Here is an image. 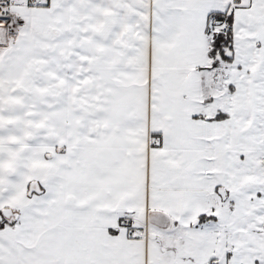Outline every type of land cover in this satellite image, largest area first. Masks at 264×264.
<instances>
[{"label":"snow or ice","instance_id":"obj_1","mask_svg":"<svg viewBox=\"0 0 264 264\" xmlns=\"http://www.w3.org/2000/svg\"><path fill=\"white\" fill-rule=\"evenodd\" d=\"M0 264H264V0H0Z\"/></svg>","mask_w":264,"mask_h":264}]
</instances>
